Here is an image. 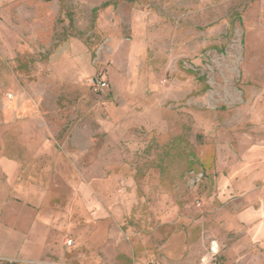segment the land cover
Masks as SVG:
<instances>
[{"label":"rangeland","instance_id":"obj_1","mask_svg":"<svg viewBox=\"0 0 264 264\" xmlns=\"http://www.w3.org/2000/svg\"><path fill=\"white\" fill-rule=\"evenodd\" d=\"M260 101L264 0H0V157L61 200L72 250L102 231L101 264H264L197 191Z\"/></svg>","mask_w":264,"mask_h":264},{"label":"crops","instance_id":"obj_2","mask_svg":"<svg viewBox=\"0 0 264 264\" xmlns=\"http://www.w3.org/2000/svg\"><path fill=\"white\" fill-rule=\"evenodd\" d=\"M239 107L238 124L242 129L236 134L237 139L236 135H232V141L240 142L249 153L255 152V149H248V143L258 146L256 151L260 153V158L257 163L263 160L260 163L263 169L264 102H240ZM255 116L258 121L251 124ZM233 142L232 147L221 150L220 154L216 152L217 158L222 154L228 155L231 161L224 164L218 159L207 167L205 185L200 186L199 183L197 191L199 198H204L202 202L207 218L215 213L219 217L236 220L239 224L230 229L231 223H227L225 231L235 233L234 236L240 233L245 236L247 247H263L264 252V173L258 179L253 178L252 171L246 168L248 160L237 159L241 151ZM239 170L241 174L238 176ZM23 173L24 169L13 159L0 157V264H101L102 231L95 230L90 236H95V240H90L86 246L78 244L81 246L78 251L72 250L73 244L66 245L67 240H64L69 227L60 228L61 219H57L54 212L61 200H55L53 195L50 197V193L42 195L35 185L25 183ZM15 190L18 193L27 192L34 200H14ZM69 219L70 216L64 220L67 221L65 226L69 225ZM75 235L79 237V233ZM92 248L94 259L90 255Z\"/></svg>","mask_w":264,"mask_h":264},{"label":"built area","instance_id":"obj_3","mask_svg":"<svg viewBox=\"0 0 264 264\" xmlns=\"http://www.w3.org/2000/svg\"><path fill=\"white\" fill-rule=\"evenodd\" d=\"M89 82H90L89 86L92 88L94 92H103L104 89L107 87L106 82L102 79H92ZM196 206L199 207L200 203L196 202ZM71 244H72L71 240L66 241V245H71Z\"/></svg>","mask_w":264,"mask_h":264},{"label":"trees","instance_id":"obj_4","mask_svg":"<svg viewBox=\"0 0 264 264\" xmlns=\"http://www.w3.org/2000/svg\"><path fill=\"white\" fill-rule=\"evenodd\" d=\"M8 264H10V263H8ZM12 264V263H11Z\"/></svg>","mask_w":264,"mask_h":264}]
</instances>
